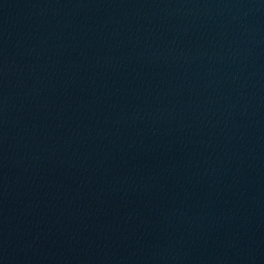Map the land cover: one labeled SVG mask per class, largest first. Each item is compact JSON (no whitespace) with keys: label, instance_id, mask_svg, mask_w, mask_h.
I'll list each match as a JSON object with an SVG mask.
<instances>
[{"label":"water","instance_id":"1","mask_svg":"<svg viewBox=\"0 0 264 264\" xmlns=\"http://www.w3.org/2000/svg\"><path fill=\"white\" fill-rule=\"evenodd\" d=\"M0 264H264V0H0Z\"/></svg>","mask_w":264,"mask_h":264}]
</instances>
